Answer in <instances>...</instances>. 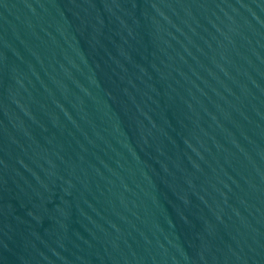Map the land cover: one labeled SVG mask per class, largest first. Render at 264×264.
Masks as SVG:
<instances>
[{
  "label": "water",
  "instance_id": "water-1",
  "mask_svg": "<svg viewBox=\"0 0 264 264\" xmlns=\"http://www.w3.org/2000/svg\"><path fill=\"white\" fill-rule=\"evenodd\" d=\"M0 264H264V0H0Z\"/></svg>",
  "mask_w": 264,
  "mask_h": 264
}]
</instances>
